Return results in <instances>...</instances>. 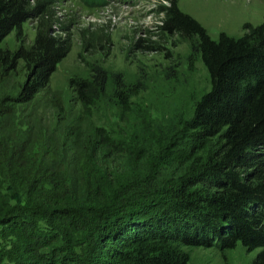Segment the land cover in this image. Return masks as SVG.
Listing matches in <instances>:
<instances>
[{
	"label": "trees",
	"instance_id": "trees-1",
	"mask_svg": "<svg viewBox=\"0 0 264 264\" xmlns=\"http://www.w3.org/2000/svg\"><path fill=\"white\" fill-rule=\"evenodd\" d=\"M45 7L0 0V42L29 13L45 19ZM161 12V31L194 39L209 76L182 126L198 138L220 134L218 151L195 171L165 163L169 177L156 176L154 166L142 169L148 153L120 145L87 110L55 109L57 90L37 98L70 49L39 23L30 46L0 48V68L13 71L10 92L0 91V237L11 241L0 264H187L181 245L238 241L260 247L264 262V168L250 169L264 151V21L212 39L177 0ZM19 61L25 78L16 85ZM71 82L86 109L100 98L128 101L121 75L102 66ZM51 217L64 225L57 233L43 224Z\"/></svg>",
	"mask_w": 264,
	"mask_h": 264
},
{
	"label": "rangeland",
	"instance_id": "rangeland-1",
	"mask_svg": "<svg viewBox=\"0 0 264 264\" xmlns=\"http://www.w3.org/2000/svg\"><path fill=\"white\" fill-rule=\"evenodd\" d=\"M170 1L29 0L30 7L44 3L45 19L29 13L20 29H13L0 42V48L14 52L30 46L41 22L52 35L70 39L69 51L37 98L57 90L55 109L71 106L73 110H87L92 121L103 126L120 145L132 148L134 153H148L147 161L141 164L145 172L154 166L158 169L156 176H168L167 163L176 164L185 174L199 169L211 154H216L221 138L220 134L198 138L193 130L182 126L210 82L199 54L192 49L194 39L160 29L161 8ZM177 6L198 21L212 39H217L220 32L241 36L245 25L264 21V0H177ZM146 44L151 48L146 49ZM22 65L19 61L16 85L25 78ZM94 65L111 75H121L127 86L123 88L128 97L124 108L117 99L100 98L87 109L72 99L71 81L87 78ZM12 73L5 74L0 68L1 92H10L4 82ZM161 143L167 147L159 152ZM259 168H264V151L250 169ZM90 190L94 191L93 186ZM46 222L43 224L54 233L64 227L52 217ZM10 242L0 237V246ZM55 242L58 238L49 239L47 245ZM179 248L189 254L187 264H264L259 260L260 247L249 249L240 241L232 248L215 243Z\"/></svg>",
	"mask_w": 264,
	"mask_h": 264
}]
</instances>
